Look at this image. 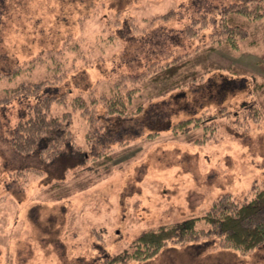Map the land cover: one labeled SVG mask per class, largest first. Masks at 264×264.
<instances>
[{
	"label": "rangeland",
	"instance_id": "374dc122",
	"mask_svg": "<svg viewBox=\"0 0 264 264\" xmlns=\"http://www.w3.org/2000/svg\"><path fill=\"white\" fill-rule=\"evenodd\" d=\"M233 1L0 0V94L41 81L57 87L55 97L63 93L66 101L51 113L71 112L70 130L87 155L63 152L52 162L17 156L7 142L10 131L27 101L39 97H17L0 110V264H104L142 233L200 217L222 194L247 198L264 183V114L254 123L240 110L254 102L264 113V19L247 21L252 35L238 51L195 53L200 44L181 39L195 7ZM168 11L175 13L160 19ZM174 53L192 59L176 77L195 72V82L191 76L177 84L126 79ZM212 74L226 79L207 83ZM225 80L230 86L221 88ZM122 85V92L138 89L134 105H158L115 131L105 104L90 99ZM75 96L93 107L94 122L72 108ZM221 107L241 113L233 117ZM204 114L212 132L200 126L173 134L151 126ZM88 133L95 139L89 142ZM204 240L169 242L146 261L115 264H264V244L244 256L213 244L203 251L197 243Z\"/></svg>",
	"mask_w": 264,
	"mask_h": 264
},
{
	"label": "trees",
	"instance_id": "16d2710c",
	"mask_svg": "<svg viewBox=\"0 0 264 264\" xmlns=\"http://www.w3.org/2000/svg\"><path fill=\"white\" fill-rule=\"evenodd\" d=\"M194 10L196 15H193L190 23L181 31V39L196 40L200 45L195 53L208 54L221 46L238 51L250 40L252 35L247 27V21L264 19V0H235L222 5V7L217 5L198 6ZM174 13L175 11H168L160 19H166ZM209 27L212 28V31L206 36L203 31ZM150 33L151 31L148 32V34ZM148 34L147 36L150 37ZM167 58L165 61L156 58L151 59L152 69L150 72L140 73L137 74L136 78L128 77L126 79L133 83L138 79V82L144 81L154 84L160 82L177 84L189 76H191L192 83L197 80V73L195 72L184 75L181 79L176 77L181 69L190 64L192 60L190 54L174 53ZM17 72L18 70L8 74L14 75ZM203 75L204 72L198 78H202ZM212 75L207 79V83L217 77H221V80L222 78L226 79L222 74L219 76ZM238 82H242L240 84L242 86L244 79ZM186 83L180 86L176 85V88L186 86ZM227 84L229 85V81L225 80L221 84V88ZM258 86L256 84L255 89ZM124 88L125 86L122 85L121 90L113 89L112 95L109 97L103 95L98 99H90L91 103L103 102L105 104V115L111 121V125L116 128L115 131L123 122L132 121L138 117L142 118L147 114L149 107L158 105L156 102L149 105L143 103L134 105L135 97L133 95L138 89H126L122 92ZM57 90V87L53 86L47 88L41 81L33 84H19L13 89H5L0 94V110L5 109L17 97L29 99L35 94L39 97L33 99L35 100L33 103L28 104L29 101H27L25 107L28 111L18 114V121L10 131L7 142L17 156H31L40 162H52L63 152H69L73 155L80 154L81 157L87 156L76 145L75 137L70 130L71 112H65L63 115L51 113L53 104H65L66 101L63 93L55 97L54 94L57 93ZM87 102L81 96H75L72 100V108L84 109L90 122H94L93 107L87 106ZM226 109L221 107L219 112L237 117L242 111L247 113L243 115H246L254 123L258 122L264 114L254 102L243 104V107L240 108L241 111L234 110L230 113ZM207 121H211V117L204 114L201 117H189L177 122L167 119L163 124L156 123L151 126L156 128V131L170 129L173 134H184L200 126L205 129L210 128V125H205ZM111 125H108L105 131L109 130ZM214 128L215 126L212 125L209 131L212 132ZM88 134H90L89 142L95 139V134ZM19 170L22 171L21 168L17 169V171ZM200 222L204 224V227L198 228ZM201 238H205V240L204 244L202 242L197 243L199 248L207 247L209 250V245L213 244L216 249H229L244 256L264 244V183L252 190L251 195L247 198L238 200L231 194L225 193L218 196L209 210L200 217H190L181 222L142 233L130 245L129 249L132 251L125 249L105 259L104 264H115L129 259L146 261L155 256L169 242L183 244ZM203 251L205 250L203 249Z\"/></svg>",
	"mask_w": 264,
	"mask_h": 264
}]
</instances>
